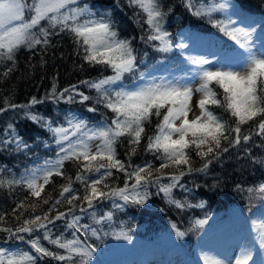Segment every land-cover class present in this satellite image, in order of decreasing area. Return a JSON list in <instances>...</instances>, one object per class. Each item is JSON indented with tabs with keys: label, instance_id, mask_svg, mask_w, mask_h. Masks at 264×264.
Returning a JSON list of instances; mask_svg holds the SVG:
<instances>
[{
	"label": "snow or ice",
	"instance_id": "snow-or-ice-1",
	"mask_svg": "<svg viewBox=\"0 0 264 264\" xmlns=\"http://www.w3.org/2000/svg\"><path fill=\"white\" fill-rule=\"evenodd\" d=\"M125 3L133 10L130 19L141 30L140 40L160 54L156 63L147 64V52L140 55L132 45L133 38L120 36L107 8L97 9L87 0H0V82L17 70L21 50L33 56L39 53L42 65L48 49L55 47L53 37L59 36L68 37L73 56L82 62H74L75 68H100L97 77L63 89L53 77L45 95L33 96L26 104L13 103L11 96L3 98L0 114L23 112L25 119L48 133V138L41 141L37 137L36 142L54 150L55 155L25 167L19 175L0 165V189L11 194L19 187L27 193L14 201L10 211L0 209V239L5 244L28 246V250L0 247V264H45L47 260L89 264L97 251L89 242L92 238L100 240L111 234L116 240L131 243L123 225L119 230L113 227L116 212L127 206L144 207L153 195H162L178 210L203 209L204 201L193 204L187 195L184 199L175 197L174 190L190 192L183 178L207 175L210 166L230 150L250 156L252 147L264 149V43L256 48L255 27L237 26L232 15L239 17L240 13L228 0H180L188 15L216 29L234 46L209 59L186 53L189 41L183 37L177 40L168 31L172 6L165 8L162 0ZM216 14L224 18L218 19ZM177 50L182 59L168 65L169 54ZM29 66L34 67L31 57ZM109 70L111 74L105 75ZM196 94L200 97L195 104L199 114L189 119ZM89 101L86 111L99 112V122L92 123L71 110L62 119L36 111L37 105L46 102L71 105ZM101 108L106 111L101 112ZM125 144V159L121 160L117 145ZM32 146L11 122L0 135V153L27 155ZM141 146L145 155L160 161L158 167L151 160L132 162ZM193 157L199 158L198 167ZM66 162L76 169L74 177L66 174ZM251 162L264 165V159L252 157ZM118 174L123 175L122 186L117 184L121 179ZM53 177L66 181L54 186L53 191L59 189L57 195L45 191ZM77 183L79 188L74 187ZM235 191L247 193L249 199L258 196L264 200V182L246 188L238 184ZM109 203L110 209L98 214V207ZM85 218L88 223L83 222ZM206 223L207 219H196L192 227ZM106 225L111 233L105 231ZM61 226L64 231L55 235ZM170 226L177 238L185 236L176 223ZM256 242L264 250V226ZM201 260L204 264H224L207 256ZM228 264H255L252 250L239 246Z\"/></svg>",
	"mask_w": 264,
	"mask_h": 264
},
{
	"label": "trees",
	"instance_id": "trees-1",
	"mask_svg": "<svg viewBox=\"0 0 264 264\" xmlns=\"http://www.w3.org/2000/svg\"><path fill=\"white\" fill-rule=\"evenodd\" d=\"M87 2L97 9L107 8L111 11L120 36L133 38L132 45L140 55L147 52V64L156 63L161 59L160 54L155 53L151 47L140 40L141 30L130 19L133 10L126 5L125 0H119V3L117 0H87ZM207 2L208 0H204V3ZM213 2L220 3L222 0H213ZM228 2L234 5L236 11L240 13L239 17L232 15L234 20L247 26L249 24L256 25V41L261 46L264 43V0H228ZM162 3L165 8L168 6L173 8V13L168 17L166 27L169 32L174 34L175 39L178 40L183 37L189 41L190 47L194 44L196 49H204L213 58L214 56H222L227 50L234 47L216 29L188 15L181 6L180 0H162ZM228 14H232L231 9H229ZM216 18L224 17L216 14ZM143 27L146 28L147 25H143ZM52 43L55 47L48 49L42 65L39 53L33 56L23 50L20 51L17 58V70L9 78L0 82V107H3V98L6 96H11L12 102L17 104H26L33 96L43 97L46 90L50 88L53 77H56L58 88L63 89L78 84L80 80L91 79L100 75L99 66L90 68L84 65L83 70L74 67V62L77 65L82 62L73 56V45L67 36L53 37ZM186 50L185 52L189 53ZM62 54L63 58H61ZM30 57L31 65L34 67L29 66ZM178 58L182 59L179 57L178 50L170 53L167 64L177 63ZM143 67L141 66V70ZM104 74L110 75L111 72L110 70L105 71ZM81 90L86 94L89 93V90L83 86H81ZM91 94L94 95L95 93L92 92ZM90 105L91 101L71 105L64 102L59 104L46 102L37 105L36 111L43 113L46 117L62 119L63 114L71 110V112L81 115L92 123L99 122L101 120L99 112L93 114L86 111ZM100 111L106 110L101 108ZM215 111L219 114V110ZM107 115L111 117L112 113L108 112ZM9 122L13 123L23 139L33 146L28 149L27 155L24 153L12 155L0 153V165H7L19 175L25 167L55 155L54 150L49 151L43 147L42 143L36 142L37 137L41 141L48 138V133L25 119L23 112L9 110L0 114V135L3 134V130ZM154 126L155 118L153 128ZM254 139L259 143L258 137ZM126 148L127 144L123 147L117 145L121 160L125 159ZM252 157L264 159V149L252 147L250 156H244L243 153L235 149L230 150L229 153L223 154L219 163H213L210 166L207 175L196 174L183 178L182 182L188 186L190 192L185 194L180 190H174L175 197L184 199L187 195V199L193 204L204 201L205 207L203 209L178 210L174 206L168 205L162 199V195H153L144 207L127 206L123 211L116 212L113 227L115 230H119L120 225H123L132 237L131 243L116 240L111 234L102 236L100 240L92 238L89 242L96 247L97 251L93 254L89 264H132L140 258L149 261L159 260L161 264H188L186 258H190L191 254L193 257L198 256L201 250L208 246L221 243L226 235L249 230L256 241L257 233L261 229L260 224L264 222V200L258 196L249 199L247 193L241 195L235 191L238 184L246 188L248 186L255 187L260 182H264V165L253 164L251 162ZM193 158L198 167L199 158ZM143 160H151L157 167L160 164V161L155 160L151 154L145 155L141 146V151L132 158V162L139 164ZM65 170L66 174L74 177L76 169L72 163L66 162ZM118 175L121 176V179L117 181V184L122 186L123 175ZM63 183L66 181L60 177H53V183L47 185L45 191L57 195L59 189L56 188L53 191L54 186ZM74 187L79 188L80 185L77 183L74 184ZM25 195L27 193L24 189L19 187L11 194L7 189H0V209L10 211L12 207H15L14 201L23 199ZM109 209L110 203L100 205L97 212L99 214ZM196 219H207V223L202 227L193 228L192 223ZM83 222L88 223L87 218ZM171 223H176L178 229L186 233L183 238L176 237L171 229ZM63 231L64 228L61 226L55 231V235H59ZM105 231L111 233L112 229L106 225ZM65 235L70 236V232H66ZM134 241L138 243L137 250L131 245ZM0 247L28 250V246L23 243L13 244L9 242L5 244L2 239H0ZM123 249L127 251L114 259V252ZM45 264H55V262L47 260Z\"/></svg>",
	"mask_w": 264,
	"mask_h": 264
},
{
	"label": "rangeland",
	"instance_id": "rangeland-1",
	"mask_svg": "<svg viewBox=\"0 0 264 264\" xmlns=\"http://www.w3.org/2000/svg\"><path fill=\"white\" fill-rule=\"evenodd\" d=\"M237 26L246 27L247 25L243 24L242 22H237ZM252 26L256 29V25ZM253 39L255 41L256 48L259 49L260 45L256 41L255 33L253 35ZM195 55H203L207 56L209 59H213V57L210 56L209 53L204 49L195 51ZM199 98L200 97L198 94L194 95L192 98L191 103L193 106V112L189 114V119H192L194 118V115L199 114V109L195 107L196 101H198ZM260 226H264V222L261 223ZM131 245L135 248V250H137L138 243L136 241H134ZM239 246H245L252 250L255 264H264V250L259 247L252 234L247 232L246 230L226 235L224 237L223 242L211 247L209 253L206 256L209 258L210 261L219 260L223 261L224 264H228V262L231 261L234 258V255L239 251ZM126 251V249H123L114 252V259L122 255ZM150 264H159V262H150Z\"/></svg>",
	"mask_w": 264,
	"mask_h": 264
}]
</instances>
